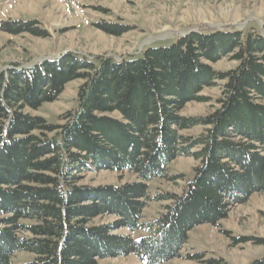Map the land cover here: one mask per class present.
Listing matches in <instances>:
<instances>
[{"label":"trees","instance_id":"16d2710c","mask_svg":"<svg viewBox=\"0 0 264 264\" xmlns=\"http://www.w3.org/2000/svg\"><path fill=\"white\" fill-rule=\"evenodd\" d=\"M35 23L2 21L0 29L47 37ZM98 25L113 35L131 28ZM228 53L236 66L215 70L212 63ZM78 79L83 83L77 107L63 123L29 111L56 100ZM216 81L224 84L212 112L179 114L185 102L207 101L200 92ZM198 126L203 129L197 136L183 133ZM179 156L198 161L182 192H151L155 179L183 177L169 174ZM103 168L127 170L140 180L80 184L84 171ZM231 186L245 196L231 194ZM257 190H264L261 33L199 28L122 60L69 51L0 71V264H97L130 254L142 264H160L181 256L194 227L225 219L230 199L244 202ZM152 201L168 203L145 221V206ZM106 216L116 219L95 223ZM122 227L128 234L113 232ZM135 231L145 234L137 239ZM19 253L33 257L16 262ZM251 264H264V257Z\"/></svg>","mask_w":264,"mask_h":264},{"label":"rangeland","instance_id":"374dc122","mask_svg":"<svg viewBox=\"0 0 264 264\" xmlns=\"http://www.w3.org/2000/svg\"><path fill=\"white\" fill-rule=\"evenodd\" d=\"M34 20L35 25L48 32L47 37L25 32L11 34L0 29V71L15 64L31 66L42 58L56 59L71 51L94 59L110 56L117 60L140 54L150 45H170L184 32L199 28H237L264 35V0H0V22ZM119 23L130 30L113 35L102 30L99 23ZM228 53L212 63L217 71H228L237 64ZM82 80H73L54 101L44 103L33 114L44 116L49 122L61 124L67 112L78 104V92ZM223 81L205 87L200 95L207 101H188L180 115H207L217 106L222 95ZM202 127H194L183 133L197 136ZM236 138H241L236 135ZM198 161L194 157L179 156L169 166L170 175H183L181 179H155L149 182L150 191L182 192L191 178ZM235 166L236 163H234ZM80 184L97 187L108 184L140 180L127 170L113 171L107 168L87 170L82 173ZM231 194L243 198L240 189ZM229 190V189H227ZM228 196L229 192L226 193ZM231 197V196H230ZM230 199L227 217L218 225L204 223L194 227L181 250V256L160 264H208L210 260H222L227 264H251L264 257V190L249 193L244 202ZM168 202L152 201L144 209V220L156 218ZM114 216L96 218V224L115 221ZM116 234H128L124 227L114 229ZM145 233L135 231L141 238ZM201 254L202 259L191 255ZM33 256L16 254V262H25ZM97 264H142L130 254L104 257Z\"/></svg>","mask_w":264,"mask_h":264},{"label":"water","instance_id":"95a60500","mask_svg":"<svg viewBox=\"0 0 264 264\" xmlns=\"http://www.w3.org/2000/svg\"><path fill=\"white\" fill-rule=\"evenodd\" d=\"M188 33H190V31L189 32H184L183 35L188 34ZM48 59H53V58H42L39 61H45V60H48Z\"/></svg>","mask_w":264,"mask_h":264}]
</instances>
